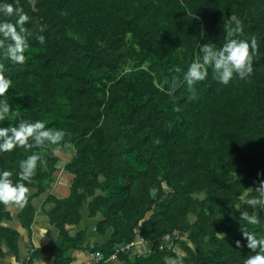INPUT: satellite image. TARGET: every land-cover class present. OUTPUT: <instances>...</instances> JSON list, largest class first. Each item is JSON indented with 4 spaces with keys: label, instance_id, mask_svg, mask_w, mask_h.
I'll use <instances>...</instances> for the list:
<instances>
[{
    "label": "trees",
    "instance_id": "16d2710c",
    "mask_svg": "<svg viewBox=\"0 0 264 264\" xmlns=\"http://www.w3.org/2000/svg\"><path fill=\"white\" fill-rule=\"evenodd\" d=\"M30 21L26 61L0 60L12 80V110L0 126L21 119L42 120L63 130L59 145L35 149L42 161L28 202L17 214L29 230L33 200L54 181L60 155L73 175L65 198L48 195L49 222L57 241L34 250L54 264H70L71 251L83 249L86 232L71 235L87 205L100 214L96 231L112 234L88 247L108 258L136 238L145 253L121 252L118 264H164L183 254L184 264H243L254 253L243 229L264 238V0H19ZM242 23L244 37L255 36L253 72L222 85L209 68L194 85L182 81L205 43L222 45L224 24ZM39 37H43V42ZM173 75L179 86L168 95ZM161 88L164 91H161ZM24 148L0 154V169L17 179ZM255 213L256 225L239 218ZM9 206L0 205V259L4 248L18 254L19 232ZM178 230L175 248H159ZM241 241V247L236 241ZM100 263V264H107Z\"/></svg>",
    "mask_w": 264,
    "mask_h": 264
},
{
    "label": "clouds",
    "instance_id": "9594fccd",
    "mask_svg": "<svg viewBox=\"0 0 264 264\" xmlns=\"http://www.w3.org/2000/svg\"><path fill=\"white\" fill-rule=\"evenodd\" d=\"M30 21L29 15L20 5L19 0H0V60L10 61L15 65H23L26 61L25 51L29 47L31 33L25 25ZM225 38L222 45L205 43L199 48L201 56L193 60L184 71L182 81L193 92L194 85L208 77L209 68L215 78L222 85H227L234 77L245 80L253 72V58L258 48L255 36L244 37V28L241 22L234 25L224 24ZM43 42V37H39ZM181 77L173 75L168 95H172L179 86ZM12 87V80L7 75L6 69L0 64V122L6 120L12 110L7 93ZM161 91H164L161 88ZM65 132L60 129L47 127L42 120L21 119L15 125L0 126V154L10 153L14 149L24 148L31 154L19 162V170L15 174L6 169H0V205L23 207L28 202L30 193L29 185L33 183L38 162L42 161V154L35 149L61 144ZM259 189L264 190V183ZM247 204L255 206L264 204V200L252 199ZM239 218L247 225H256L258 217L247 210H241V205H236ZM243 237L248 249L253 255L248 256L243 264H264V238L257 237L254 233L243 229ZM236 246L241 247V241H236ZM164 264H184L183 254L165 256Z\"/></svg>",
    "mask_w": 264,
    "mask_h": 264
},
{
    "label": "crops",
    "instance_id": "0c3cea01",
    "mask_svg": "<svg viewBox=\"0 0 264 264\" xmlns=\"http://www.w3.org/2000/svg\"><path fill=\"white\" fill-rule=\"evenodd\" d=\"M59 155L60 161L57 164L54 181L44 194L33 200L35 216L29 230L23 227L17 218L20 206L8 207L12 213V220L4 224L19 232L18 254L15 255L13 251L5 247L4 257L0 259V264H27V259L34 250L45 248L57 241L59 235L58 229L50 224L47 215V211L52 208V205H45L44 201L48 195L57 198L67 197L70 193V183L73 178L69 172L65 171V166L69 158L65 155ZM30 191L33 192L34 190ZM101 219L102 217L100 214H97L95 217H89L88 207L86 205L82 210L81 222L78 225H71L68 227L72 236L80 231L86 232L85 247L83 249H74L71 251L73 264H86L90 256V251L86 246H93L95 244L103 245L111 236V228H109L104 235L97 233L95 227ZM147 250L148 247L146 243H139L132 248V253H145ZM30 264H54V258L45 254L39 258H32ZM107 264H118V262L116 260H110Z\"/></svg>",
    "mask_w": 264,
    "mask_h": 264
},
{
    "label": "built area",
    "instance_id": "2783aa9c",
    "mask_svg": "<svg viewBox=\"0 0 264 264\" xmlns=\"http://www.w3.org/2000/svg\"><path fill=\"white\" fill-rule=\"evenodd\" d=\"M180 235L181 234L178 230H174L173 232L165 235L160 242L159 248L162 250L164 249L171 250L175 248L176 241L180 239ZM139 243H145V242L142 238H136L130 243L118 246L117 248H115L114 252L108 258H104L103 253L100 251L90 252V256L86 261V264H100V263H106L110 260H116L117 256L121 252H126V251L132 252V248ZM70 264H73V262H71Z\"/></svg>",
    "mask_w": 264,
    "mask_h": 264
},
{
    "label": "rangeland",
    "instance_id": "374dc122",
    "mask_svg": "<svg viewBox=\"0 0 264 264\" xmlns=\"http://www.w3.org/2000/svg\"><path fill=\"white\" fill-rule=\"evenodd\" d=\"M71 174V173H70ZM72 175V174H71ZM73 176V175H72ZM132 242V241H131ZM130 243V242H129Z\"/></svg>",
    "mask_w": 264,
    "mask_h": 264
}]
</instances>
